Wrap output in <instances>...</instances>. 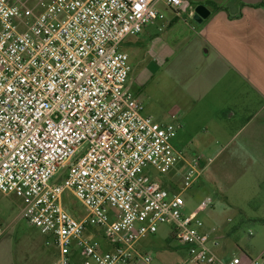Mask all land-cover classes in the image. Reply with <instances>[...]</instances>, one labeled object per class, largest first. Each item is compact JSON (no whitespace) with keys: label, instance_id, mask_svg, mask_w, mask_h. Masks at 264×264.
I'll list each match as a JSON object with an SVG mask.
<instances>
[{"label":"built area","instance_id":"built-area-1","mask_svg":"<svg viewBox=\"0 0 264 264\" xmlns=\"http://www.w3.org/2000/svg\"><path fill=\"white\" fill-rule=\"evenodd\" d=\"M27 1L0 0V192L26 200L24 217L53 239L51 264H74L73 247L95 264H153L137 246L160 225L172 227L195 264H240L215 254L220 241L198 217L204 204L184 214L182 194L202 175L201 159L174 147L176 125L142 114L120 48L189 2L36 0L34 13ZM181 164L176 190L144 174ZM66 192L84 216L66 208ZM88 230H102L110 248Z\"/></svg>","mask_w":264,"mask_h":264},{"label":"rangeland","instance_id":"rangeland-1","mask_svg":"<svg viewBox=\"0 0 264 264\" xmlns=\"http://www.w3.org/2000/svg\"><path fill=\"white\" fill-rule=\"evenodd\" d=\"M187 1L189 4L184 14L169 29L160 30L164 22L157 21L146 26L140 34L142 44L153 45V40L166 42L167 46L160 54L152 56L148 47L140 44L124 46L130 55L131 65L128 89L141 102L143 115L159 123L176 125L177 134L172 142L177 150L182 151L189 160L201 159L202 176L182 194L185 204L183 212L189 215L200 205H205L198 211V217L203 222L202 230H214L212 239L216 237L221 243L214 252L220 258L227 259L232 258L234 252L242 256L237 246L243 239L249 240L245 235L246 229H236L239 215L231 209L225 196L233 195L235 201L239 202L241 166L232 155L234 150H239V140L233 135H236L238 124L248 116L249 110L246 107L244 110V105L240 104V116L229 117L224 92L211 89L213 81L202 70L205 64H200L197 35L193 28L199 26L194 20L195 9L205 2ZM27 2L34 13L40 12L36 0ZM170 17L172 14L168 13L166 20ZM136 38H128L127 41L135 43ZM134 47L136 52H133ZM183 165L168 174L148 166L144 174L176 190L180 186ZM63 173L61 171L60 175ZM64 204L78 217L87 213L70 192H66ZM25 207L24 198L0 192V263L9 260L16 264L52 263L57 252L53 239L42 234L24 217ZM86 236L101 239L104 232L90 230ZM140 249L141 253H148L152 257L153 264H195L191 261L189 248L174 237L173 229L168 225H160L154 235L142 239ZM72 253H77V264H95L90 259H80L82 254L76 247H73ZM130 264L146 263L138 260Z\"/></svg>","mask_w":264,"mask_h":264},{"label":"crops","instance_id":"crops-1","mask_svg":"<svg viewBox=\"0 0 264 264\" xmlns=\"http://www.w3.org/2000/svg\"><path fill=\"white\" fill-rule=\"evenodd\" d=\"M203 2L205 3L202 4L210 10V15L199 23V26L193 27L197 35L200 64H205L202 70L207 72L213 81L211 89L224 92L228 100L226 114L229 117L240 116V104L244 105V110L245 107L249 110L248 116L238 124L236 135H233L239 140V150L233 149L232 154L241 166L239 202L235 201L233 195H225L231 209L239 215L236 229H246L245 235L249 238L243 239L237 246L242 256L235 252L233 256L240 258V264H254L255 260L264 264V0ZM183 11L181 15L184 14ZM164 13L165 19L158 20L164 22L159 28L162 31L169 29L170 25L180 18V15L175 16L168 10ZM168 13H171L172 17L166 20ZM139 36L140 34L128 37H137L135 43L128 42L126 38L120 46L121 50L126 52L125 48L130 44H140L148 47L152 56H157L167 46L166 42L157 40H153V45L142 44ZM136 51L134 47L133 52ZM128 56L130 61V55ZM160 182L164 185L163 181ZM229 220L233 221L231 218ZM100 241L102 250L110 248L105 237ZM216 247L220 248V245L213 249ZM53 258L54 262L57 252ZM75 259L76 257L74 264H77ZM0 264L16 263L9 260Z\"/></svg>","mask_w":264,"mask_h":264},{"label":"water","instance_id":"water-1","mask_svg":"<svg viewBox=\"0 0 264 264\" xmlns=\"http://www.w3.org/2000/svg\"><path fill=\"white\" fill-rule=\"evenodd\" d=\"M210 15V10L207 9L204 5L197 6L195 9V14H194V20L197 23H201L203 20L208 18Z\"/></svg>","mask_w":264,"mask_h":264},{"label":"trees","instance_id":"trees-1","mask_svg":"<svg viewBox=\"0 0 264 264\" xmlns=\"http://www.w3.org/2000/svg\"><path fill=\"white\" fill-rule=\"evenodd\" d=\"M66 206V205H65ZM67 208V207H66ZM68 209V208H67ZM69 210V209H68ZM74 216H77L74 212H72L71 210H69Z\"/></svg>","mask_w":264,"mask_h":264}]
</instances>
